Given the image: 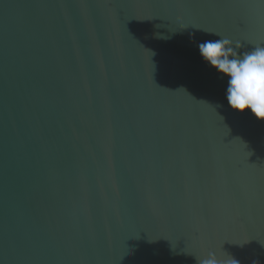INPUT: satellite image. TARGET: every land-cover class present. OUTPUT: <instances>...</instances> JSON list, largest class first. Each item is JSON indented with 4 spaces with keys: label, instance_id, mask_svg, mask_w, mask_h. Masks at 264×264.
Here are the masks:
<instances>
[{
    "label": "water",
    "instance_id": "95a60500",
    "mask_svg": "<svg viewBox=\"0 0 264 264\" xmlns=\"http://www.w3.org/2000/svg\"><path fill=\"white\" fill-rule=\"evenodd\" d=\"M200 29L264 45V0H0V264H264V121Z\"/></svg>",
    "mask_w": 264,
    "mask_h": 264
},
{
    "label": "clouds",
    "instance_id": "9594fccd",
    "mask_svg": "<svg viewBox=\"0 0 264 264\" xmlns=\"http://www.w3.org/2000/svg\"><path fill=\"white\" fill-rule=\"evenodd\" d=\"M200 30L219 37L200 42L197 48L202 61L226 81L225 99L228 107L238 113L248 110L255 119L264 121V45L253 46L251 50L240 54L237 51L242 46L239 42L234 43L217 32ZM245 243L234 244L242 247ZM197 261L198 264H240L231 255L225 253L221 256L215 251L197 258ZM253 264H258V261Z\"/></svg>",
    "mask_w": 264,
    "mask_h": 264
},
{
    "label": "snow or ice",
    "instance_id": "6c2138e0",
    "mask_svg": "<svg viewBox=\"0 0 264 264\" xmlns=\"http://www.w3.org/2000/svg\"><path fill=\"white\" fill-rule=\"evenodd\" d=\"M241 42H243V41H241Z\"/></svg>",
    "mask_w": 264,
    "mask_h": 264
}]
</instances>
